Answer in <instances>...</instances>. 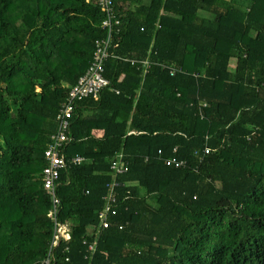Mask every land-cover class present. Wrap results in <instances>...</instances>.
Returning a JSON list of instances; mask_svg holds the SVG:
<instances>
[{"label":"trees","instance_id":"16d2710c","mask_svg":"<svg viewBox=\"0 0 264 264\" xmlns=\"http://www.w3.org/2000/svg\"><path fill=\"white\" fill-rule=\"evenodd\" d=\"M113 4L108 86L70 118L65 151L86 160L60 173L70 239L54 264H264V0ZM102 21L96 0H0V264L47 254L43 152ZM118 152L128 169L96 234Z\"/></svg>","mask_w":264,"mask_h":264},{"label":"built area","instance_id":"2783aa9c","mask_svg":"<svg viewBox=\"0 0 264 264\" xmlns=\"http://www.w3.org/2000/svg\"><path fill=\"white\" fill-rule=\"evenodd\" d=\"M97 5L103 13L102 27L106 30V36L97 38L94 41V51L91 62L86 71L80 75L76 83L71 87L66 99L62 102L56 114V129L50 134L49 142L43 152L45 166L42 169V184L43 189L50 198V208L47 211V216L52 223V238L46 256L41 260L40 264H54L59 262L54 253L55 246L61 240L70 239V226L67 221L59 219L60 213V198L57 195V187L59 184L60 173L68 165H78L86 160L83 155H68L66 146L69 138L70 118L72 116L74 104L77 100L91 97L97 99L100 92L108 86V79L104 76V64L108 58V49L110 47L112 33L116 25L119 24V18L116 15L113 0H96ZM132 63L134 60L131 61ZM144 72L147 71L150 62L145 59L142 62ZM162 66H165L162 64ZM170 74H174L175 67L168 66ZM201 155H206L210 152L209 147L205 146L201 151ZM164 164L175 168L185 167L186 160L177 157H166L163 159ZM109 169L112 175V181L108 185V191L104 195V206L98 212V223L95 226L94 232H99L101 229H106L111 225L110 217L115 214L113 207L116 201V193L114 191L118 183L115 181V176L127 171L128 164L125 161L123 153L118 152L111 159ZM122 228V224L118 225ZM94 244H89L88 250L92 252ZM69 262L68 257H64L60 263L66 264Z\"/></svg>","mask_w":264,"mask_h":264},{"label":"rangeland","instance_id":"374dc122","mask_svg":"<svg viewBox=\"0 0 264 264\" xmlns=\"http://www.w3.org/2000/svg\"><path fill=\"white\" fill-rule=\"evenodd\" d=\"M235 61H236V60H235L234 58L230 60V67H231V68L234 67V65H235Z\"/></svg>","mask_w":264,"mask_h":264}]
</instances>
